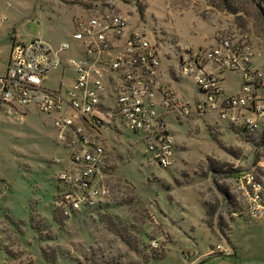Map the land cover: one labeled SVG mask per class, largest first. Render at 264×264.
Listing matches in <instances>:
<instances>
[{"label": "rangeland", "instance_id": "374dc122", "mask_svg": "<svg viewBox=\"0 0 264 264\" xmlns=\"http://www.w3.org/2000/svg\"><path fill=\"white\" fill-rule=\"evenodd\" d=\"M97 8L143 27L167 64L185 45L246 33L264 70V18L254 0H0V69L14 40L75 44L73 18ZM72 74L56 68L43 84L67 85ZM181 82L190 95V81ZM223 86L236 91L238 76L225 74ZM169 124L177 141L169 168L145 161L139 135L108 130L120 161L110 196L61 217L53 206L61 165L53 158L63 151L50 117L0 107V264H264V210L252 215L230 186L243 172L264 181V123L253 132L212 116Z\"/></svg>", "mask_w": 264, "mask_h": 264}, {"label": "built area", "instance_id": "2783aa9c", "mask_svg": "<svg viewBox=\"0 0 264 264\" xmlns=\"http://www.w3.org/2000/svg\"><path fill=\"white\" fill-rule=\"evenodd\" d=\"M73 25V45H52L40 37L12 41L6 67L0 69L2 109L34 108L51 119L63 151L53 158L61 165L53 199L61 217L92 209L110 196L109 179L120 161L106 138L108 130L125 128L139 135L145 161L169 168L177 155L170 121L212 116L246 132L264 123V70L246 33L224 32L209 45H185L164 66L167 56L143 27L130 28L115 10L91 9L74 17ZM66 67L73 73L67 85L43 84L50 71ZM227 73L238 76L231 93L223 86ZM184 77L193 86L190 101L173 85ZM230 186L252 215L261 214L264 181L259 175L240 173Z\"/></svg>", "mask_w": 264, "mask_h": 264}, {"label": "crops", "instance_id": "0c3cea01", "mask_svg": "<svg viewBox=\"0 0 264 264\" xmlns=\"http://www.w3.org/2000/svg\"><path fill=\"white\" fill-rule=\"evenodd\" d=\"M213 43V42H212ZM211 44V43H210ZM190 46H193V45H191V44H189ZM209 45V44H208ZM202 46V45H201ZM163 65L164 66H166L167 65V61H166V59L165 58H163ZM183 79H187V78H181L179 81H177V82H174L173 83V85L176 87V89H177V91L180 93V95L181 96H183V98L184 99H186V100H192V95H193V86H192V83H191V81H190V95L188 94V93H185L184 91H185V87H183L182 86V80ZM184 90V91H183ZM191 96V97H190ZM176 138V137H175Z\"/></svg>", "mask_w": 264, "mask_h": 264}, {"label": "trees", "instance_id": "16d2710c", "mask_svg": "<svg viewBox=\"0 0 264 264\" xmlns=\"http://www.w3.org/2000/svg\"><path fill=\"white\" fill-rule=\"evenodd\" d=\"M255 5L258 7L260 14L264 18V0H254ZM223 192V191H222ZM225 195L229 197V194L225 191ZM211 213L214 212L213 208L210 211Z\"/></svg>", "mask_w": 264, "mask_h": 264}]
</instances>
